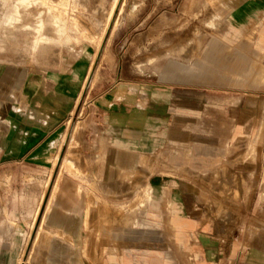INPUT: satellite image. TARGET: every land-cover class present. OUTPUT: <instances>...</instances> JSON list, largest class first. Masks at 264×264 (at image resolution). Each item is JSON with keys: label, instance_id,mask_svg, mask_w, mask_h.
Wrapping results in <instances>:
<instances>
[{"label": "crops", "instance_id": "obj_1", "mask_svg": "<svg viewBox=\"0 0 264 264\" xmlns=\"http://www.w3.org/2000/svg\"><path fill=\"white\" fill-rule=\"evenodd\" d=\"M212 1L219 18L213 20L210 29L222 33L219 37L211 35L205 43L201 39L200 48L194 47L193 57L189 53L187 57L158 61L146 58L138 66L157 67L163 79L189 73L193 77L208 78L220 75L237 84L250 79L264 84V0ZM223 19L228 22L226 28L222 24ZM195 41L198 44L197 39H194V44ZM60 51L34 56L33 60L42 62L45 67L57 66L49 76L39 80L30 79L22 63L0 62V189L8 187L15 171L25 168L26 163L33 162L40 166L49 162L53 167L63 144L62 136L67 124L79 108H90L93 117L104 124L105 131L95 132L91 138L87 137L86 132L82 133L81 139L91 141L83 142V146L90 151L85 159L75 156L74 150L79 145L74 134L70 136L65 142L66 151L59 158L58 172L51 182L49 178L41 182L36 196L28 199L25 195L14 193L10 209L0 196V215L7 234L15 237V240L17 236L21 241L25 239L24 243L29 239L30 249L24 262L19 259L14 264H94L95 229L98 227L102 233L115 238L128 237L134 228L146 230L150 217L161 219V215L151 214L148 210L158 208L154 193H163L167 188L172 189L173 195L168 202H164L169 212L165 224L173 230L174 240L181 246L186 236L192 239L196 237L195 255L191 256L194 263L187 259L184 264H264V215L251 219L242 233L235 234L233 229V233L224 240L218 234L198 230L199 227L210 231L211 223L185 219L188 191L180 179L148 173L143 176L146 156L154 155L161 147L166 132H174L178 128L166 124L175 115L173 109H177L179 116L186 108L180 101L169 99L171 84L158 86L120 78L119 82L107 85V80L95 83L94 77L92 86L88 88L90 78L87 83L85 81L92 67L94 48H70L63 50L61 55ZM174 60H182L188 66ZM257 61H262L263 65ZM14 69L16 73H12ZM173 86L179 89L197 88L195 83ZM141 92L149 93L147 99L138 98ZM154 92H161L163 98L148 99L153 97ZM237 104H241L240 99ZM247 105L253 108L256 102L249 101ZM248 113L250 111L246 110L238 115L239 122L232 137L233 149L246 148L247 141L236 139V135H243V118ZM232 115L237 116V112L234 111ZM260 123L262 125L263 116ZM223 129L224 124L211 128L210 132L216 135ZM187 137L185 134V141L181 143L186 154L191 157L202 154L201 151L194 152ZM212 138L207 141L212 142ZM215 142L221 143V139ZM251 149L248 159L254 158L255 152L253 147ZM243 158V153H240L233 160L239 163ZM184 160L185 173L201 177L209 189L213 188V184L220 185L221 188L215 190L220 197H236V176L224 164L211 167L213 160L193 158L192 162L200 166L198 169L189 167L187 158ZM182 163L181 160L176 166ZM85 164L94 168L84 167ZM62 171L67 175L59 183ZM141 187H148L144 200L127 212L116 210L112 218L105 216L103 210H98L97 217L94 215L97 202L103 206L115 204L120 202L122 195H136ZM197 197L205 201L203 193ZM18 205L25 208L28 216L30 232L27 234L14 224ZM215 212L230 216V210L225 205L218 206ZM136 217L147 223L139 222ZM165 224L156 223L158 226ZM6 238L1 233L0 243ZM109 250L108 259L103 264L148 263L146 258L136 259L132 253L134 249L123 248L122 254H117L119 248L116 246H111ZM165 251L158 254L154 261L157 264H178L173 251Z\"/></svg>", "mask_w": 264, "mask_h": 264}, {"label": "rangeland", "instance_id": "obj_2", "mask_svg": "<svg viewBox=\"0 0 264 264\" xmlns=\"http://www.w3.org/2000/svg\"><path fill=\"white\" fill-rule=\"evenodd\" d=\"M120 1L118 0L113 10V19L117 18L118 22L112 30L113 22L110 14L114 0H0V62L22 63L29 78L39 80L49 76L57 66L45 67L42 62L33 60L35 55L60 50L61 55L66 49L91 46L95 50V56L86 83L95 73V83L107 80L105 82L107 85L119 82L120 78L158 86L171 84L168 85L169 99L180 101L186 108L179 116L176 114L177 109H173L175 115L173 117L171 115L172 118L165 123L169 127L178 128L174 132H166L161 147L154 155L146 156L147 161L142 167L143 176L147 173L165 175L180 179L181 183L186 184L188 195L184 211L185 219L190 221L194 218L195 222L212 224L210 231L198 227L199 231L218 234L224 240L227 235L233 233V229L235 234L242 233L251 219L264 215V84L254 82L252 79L237 84L220 75L208 78L193 77L189 73L176 74L172 78L163 79L157 67L138 66L140 62L146 61V58L158 61L187 57L189 53L193 57L194 47L200 48L201 39L205 43L210 40L211 35L219 37L222 34L210 29L213 20L216 21L219 16L212 0ZM119 2L123 3L122 10L118 6ZM216 6L221 8L218 4ZM222 22L226 28L227 20L223 19ZM194 39H197L198 44L196 41V45L194 44ZM101 40V46H104H102V54L96 50ZM174 61L188 66V63L182 60ZM257 63L263 65L262 61ZM94 67L95 72L92 71ZM12 73H16V69L12 70ZM189 83H195L197 88L179 89L173 86V84ZM148 94L141 92L138 98L145 100ZM90 98L91 95L88 99ZM149 98L163 97L161 92H154L153 97ZM238 99L241 100V104H237ZM249 101H255L256 105L250 108L247 105ZM246 110L250 113L243 118L241 130L243 135H236V139L247 141L246 148L233 149L232 137L239 122L238 115ZM234 111L237 112L235 117L232 115ZM261 116H263L262 125ZM222 124L224 129L219 133L214 135L210 132L211 128H218ZM103 126L100 120L93 117L90 108L87 106L83 109L79 108L67 124V130L62 136L63 144L53 167L49 162L40 166L33 162L26 163L25 168L15 171L8 187L0 189V196L6 207L11 208L14 193L31 199L38 194L43 180L49 178V182L52 181L58 172L59 158L66 151L65 142L73 134L79 145L74 150L75 156L85 159L90 151L83 146V142L91 141L88 138L81 139L82 133L86 132L87 137L91 138L94 137L95 132L105 131ZM152 130L154 128L149 131ZM185 134L194 147V152L201 151L202 154L192 157L186 154L185 148L181 147V143L185 141ZM211 137H213L212 142L209 141ZM216 139H221V143L215 142ZM249 146L253 147L255 152L253 159H248L252 151ZM240 153H243L244 158L237 163L233 158ZM185 158L189 162L187 164L189 167L198 169L200 166L192 162L193 158L213 160L211 167L224 164L229 172L236 176L238 191L236 197L229 199L227 196L220 197L215 193V190L221 188L220 185L213 184V188L209 189L201 177L185 173ZM181 160L183 165L176 166ZM86 166L90 165L85 164L84 167ZM65 174L64 171L61 172L59 183L64 179ZM147 188H138L136 195H122L120 202L115 204L108 203L103 206L97 202L94 206V215L96 217L99 215L98 210H103V214L109 218L113 217L116 210L127 212L129 208L144 200V192ZM199 193L204 194L205 201L198 199ZM172 195L171 188L165 189L160 194L154 193L158 208L148 210L151 214L161 215V219L150 217L146 230L134 228L133 233L128 237L115 238L102 233L97 227L93 240L96 246L92 257L94 264H103L108 259L111 246L119 248L117 254H122L123 248L134 249L133 256L138 260L146 258L148 262L146 264H157L154 259L158 254L166 253L168 250L165 249L173 251L178 264H184L187 259L194 263L192 257L195 255L196 237L192 239L186 236L184 247L183 245L181 247L174 240L173 230L165 224L169 212L165 209L164 202H168ZM221 205L228 207L229 217L216 214V208ZM136 220L147 223L140 217H136ZM2 221L3 217L0 215V234L7 236L0 243V263L14 264L19 259L23 263L30 248L29 239L24 243L25 239L21 241L17 236L15 240V237L7 234ZM158 222L165 225L158 226L156 225ZM28 223L25 208L18 205L14 224L27 234L30 232ZM104 247L105 251H103Z\"/></svg>", "mask_w": 264, "mask_h": 264}, {"label": "bare ground", "instance_id": "obj_3", "mask_svg": "<svg viewBox=\"0 0 264 264\" xmlns=\"http://www.w3.org/2000/svg\"><path fill=\"white\" fill-rule=\"evenodd\" d=\"M121 1H122V0H121ZM121 1H120V2H121ZM120 2H119V4H118V6H120V9L122 10L121 5H122L123 3L121 4ZM122 2H123V1H122ZM117 3H118V0H114V6L112 7V13L110 14V18H112L111 21L113 22L112 30L116 27L117 22H118V21H117V18H116V19H115V18L113 19V14H114L113 10L116 8ZM120 9H119V10H120ZM118 12H119V11H118ZM120 12H121V11H120ZM120 12H119V13H120ZM119 13H118V14H119ZM101 39H103V38H101ZM106 40H107V39H106ZM101 44H102V40H101V42H99L98 47H97V49H96L97 51H99V53H101V52L103 51V47H104L103 45H102V46H103V47H102ZM105 44H106V43H105ZM105 47H106V45H105ZM97 51H96V52H97ZM101 54H102V53H101ZM101 57H102V56H100V58H101ZM98 60H100V59H98ZM93 61H94V60H93ZM97 64H98V63H97ZM96 66H97V65H96ZM95 70H96V69H95V67H94L92 71L95 72ZM94 77H95V73H94V76H93V74L91 75L89 82L87 81V82H88V88H90V87L92 86L93 81H94ZM88 88H87V89H88ZM87 89H86V90H87ZM39 220H40V218H39ZM39 220L37 221V223H36V225H35V230H36V228H37V226H38ZM33 236H34V235H33ZM32 238H33V237H32ZM29 249H30V248H29Z\"/></svg>", "mask_w": 264, "mask_h": 264}]
</instances>
